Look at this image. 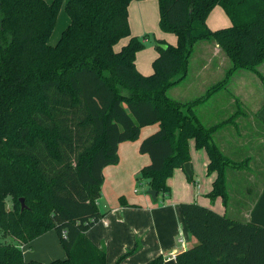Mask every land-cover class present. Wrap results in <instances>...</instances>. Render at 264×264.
Instances as JSON below:
<instances>
[{"label": "trees", "instance_id": "1", "mask_svg": "<svg viewBox=\"0 0 264 264\" xmlns=\"http://www.w3.org/2000/svg\"><path fill=\"white\" fill-rule=\"evenodd\" d=\"M129 2L67 0L69 22L52 45L62 0H0V238L17 241L0 244V264H106L105 249L85 233L100 215L102 170L118 162V144L137 139L146 125L159 124L139 145L150 157L138 174L148 189L169 194L166 181L190 161L193 139L206 150L207 172H216L208 197L226 201V170L244 162L229 158L213 134L237 114L211 124L195 109L236 70L254 71L264 61V0H158L159 27L177 42L163 49L156 40L147 75L134 63L144 41L130 35ZM216 5L231 23L211 30L206 17ZM202 41L218 45L230 65L204 94L178 101L168 90L185 78ZM180 208L197 241L176 253L177 264H264V189L248 221L196 202ZM51 229L66 256L25 260L20 246ZM163 261L159 255L145 264ZM113 264H124L122 257Z\"/></svg>", "mask_w": 264, "mask_h": 264}, {"label": "crops", "instance_id": "2", "mask_svg": "<svg viewBox=\"0 0 264 264\" xmlns=\"http://www.w3.org/2000/svg\"><path fill=\"white\" fill-rule=\"evenodd\" d=\"M45 1L50 3L52 0ZM66 2L67 0H62L59 11ZM59 14L58 12L56 23L61 18ZM61 19L63 30L69 18L67 16V19ZM158 21V0H130V35L143 38L144 41V47L135 54L134 63L136 69L144 75L153 71L152 62L158 56L156 40L170 45L177 42L176 35L162 31ZM230 23L229 17L219 5L214 6L206 17V24L211 30L229 26ZM127 41L128 37L122 38L115 49H119ZM220 52L228 60L218 45L205 41L197 43L189 61V64L195 62L197 67L189 69L188 66L185 78L168 90L169 96L186 102L204 94L210 85L224 76L228 68L223 67ZM246 74L245 70H240L234 77L233 83L239 93L243 86L237 84L243 85ZM253 76L259 77L257 74ZM255 81L258 82L254 77L250 84L252 87H255ZM260 90H263L262 94ZM239 93L230 97L229 103L238 105L240 102L245 107L254 108V114L246 117L240 116V112L235 123L222 126L213 134V140L229 158L244 162L241 167L226 170L225 202L220 196L213 199L208 197L216 172H207L209 158L206 150L197 148L193 139L188 142L192 180L187 178L183 168H174L166 181L170 192L162 194L161 199L160 194L152 199L145 179L139 181V184L141 186L145 182L147 190L136 188V176L143 166L150 163L149 155L141 153L139 145L146 136L158 130L159 124L143 126L137 139L118 144V162L106 165L102 170L101 195L97 200L99 218L85 232L95 245L105 249L106 264H113L120 257L124 264H145L159 255L164 256L162 264H177L176 253L197 241L184 220L180 208L182 202H196L235 220L250 219L251 210L264 189V88L258 89L248 101ZM210 98L211 96L203 103ZM211 106L210 113L214 116L210 120L211 124L227 117L225 102L220 104L215 100ZM195 110L200 117L197 107ZM261 217L264 218V212ZM20 248L25 260L47 263L66 256L54 229L22 244Z\"/></svg>", "mask_w": 264, "mask_h": 264}, {"label": "rangeland", "instance_id": "3", "mask_svg": "<svg viewBox=\"0 0 264 264\" xmlns=\"http://www.w3.org/2000/svg\"><path fill=\"white\" fill-rule=\"evenodd\" d=\"M59 13H60L59 17H61V18L65 17L67 19V14H66V12H65L63 7L59 11ZM61 18L58 19V21L56 23V26L53 29V31H52V33H51V35L49 37L48 43H54L57 40V38L59 37L60 32H61L62 28L64 27ZM220 54H221V58H222L220 61L223 62L222 63L223 67H229V65H230L229 60L224 59L223 58V54L221 52H220ZM259 65L256 66V69L254 71L253 70H246V69H238V70H236L235 73H233V76L230 77V79L228 80V83H227L226 87L220 89V91H218V92H215L214 93L215 95L212 94L211 98L208 100V102L199 104L197 106V109H198V113H199L200 117L202 118V120L205 121V122H211L212 121L211 119L214 116L210 113L211 110L209 108L212 107L211 105H213V102H215V100L217 102H219L220 104H222L224 102L226 103L225 112H227L226 113L227 117H229L234 112H236L237 115L241 112L240 116H244L245 115L246 117H249V116L253 115L254 111H255L254 108L245 107L240 102H238L239 103L238 105L230 104L229 103V99H230V97L235 96L236 95L235 93H239V92H237L236 87L234 86L233 80H234V77H236V74L238 73V71H240V70H245L246 73H247L246 74L247 78L244 79L243 85L240 84V83L237 84V85L243 86V87L240 88L241 93H239V95H241L242 97H245L244 100L248 101L249 99H251V97L254 94L257 93L258 89H263L264 88V81L261 80V79L264 80V62L260 66ZM189 66H190L189 69H191L192 66L193 67H197L195 62H192L191 64H189ZM258 70L260 72H262L263 76ZM254 74H257L259 77L253 76ZM254 77H255V79H257L258 82L255 81V83L253 84L255 87H252L250 84H251L252 79ZM257 83H259V84H257ZM259 92L262 94L263 90H260ZM218 118H223V117H218ZM254 124H256V123H254ZM142 179L143 178L139 177V175L136 176V183H137L136 184V188H140V190L143 189V191H146L147 190V185L145 184V182H143V185H141V186L139 184V181H142ZM161 197H162V194L160 193L159 199H161ZM8 205L9 206L11 205L10 201H9ZM1 243H13V244H16L17 241L12 236H4V237L0 238V244Z\"/></svg>", "mask_w": 264, "mask_h": 264}, {"label": "water", "instance_id": "4", "mask_svg": "<svg viewBox=\"0 0 264 264\" xmlns=\"http://www.w3.org/2000/svg\"><path fill=\"white\" fill-rule=\"evenodd\" d=\"M159 46L163 49H165L167 47V45L165 43H160ZM183 170L186 173V175L191 176L192 175V170L190 167V162H185L183 165ZM148 194L152 197V199L156 198L157 195V191L152 190V189H148ZM20 202H21V208L24 207V200L22 197L19 198Z\"/></svg>", "mask_w": 264, "mask_h": 264}]
</instances>
